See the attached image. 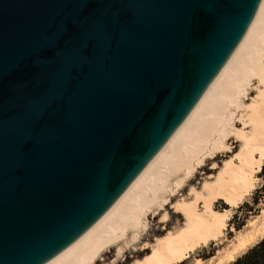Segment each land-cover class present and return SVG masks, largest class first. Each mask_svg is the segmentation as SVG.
<instances>
[{
    "label": "water",
    "instance_id": "1",
    "mask_svg": "<svg viewBox=\"0 0 264 264\" xmlns=\"http://www.w3.org/2000/svg\"><path fill=\"white\" fill-rule=\"evenodd\" d=\"M261 0H0V264H48L190 113Z\"/></svg>",
    "mask_w": 264,
    "mask_h": 264
},
{
    "label": "bare ground",
    "instance_id": "2",
    "mask_svg": "<svg viewBox=\"0 0 264 264\" xmlns=\"http://www.w3.org/2000/svg\"><path fill=\"white\" fill-rule=\"evenodd\" d=\"M255 80L264 86V0L182 123L109 211L48 264H110L107 256L112 253L111 264H116L144 240L150 215H161L167 223L168 206L177 226L164 228L155 244L145 239L142 248L128 257L132 264H233L257 246L264 239V210L243 230L230 229L234 213L256 191L264 166V90L252 109L253 120L244 123L239 116L247 109V89ZM251 128L254 132L248 136L245 130ZM232 137L245 145L226 161L223 171L210 173L201 187L192 186L183 197L186 183L204 175L219 156L234 152L228 147ZM211 169L218 171L220 166L214 162ZM230 232H235L231 239ZM214 246L215 254L203 259Z\"/></svg>",
    "mask_w": 264,
    "mask_h": 264
},
{
    "label": "rangeland",
    "instance_id": "3",
    "mask_svg": "<svg viewBox=\"0 0 264 264\" xmlns=\"http://www.w3.org/2000/svg\"><path fill=\"white\" fill-rule=\"evenodd\" d=\"M263 90H264V86H262L261 83L256 81V80L253 81L251 85H249V87L247 89L248 96H247V100L245 101V106L247 107V109L244 112L239 113L240 119H243L244 123H250L253 120L252 109L255 105H258L261 102L260 96H261V92H263ZM243 122H241V123H243ZM237 129L242 130L243 126L240 123H238ZM245 132L249 136L251 133L254 132V128H251L249 131L245 130ZM244 145H245V143L239 142V141H237V139L235 137H232L231 141L229 142L228 147H233L234 152L233 153H227V157L219 156L214 161L215 163L216 162L218 163V165L220 166V170L212 171L211 167H212V164L214 162H211L209 164L210 168L205 172L204 175H202L200 177L196 176V179H194V181L192 182L193 184L192 183L191 184H188V183L185 184V188L182 191L183 197H188L189 189L192 186L197 185V186L201 187L205 182L204 179L206 177H208V175L210 173L215 172L214 175H216L219 172L223 171L226 161H228V159L230 157L234 156L237 152H239L241 147ZM176 200L177 199H173L172 201L174 202ZM262 210H264V167L259 174V182H258L256 191L253 193V195L251 197L248 198L245 205L234 213V218L232 219V222L230 223V229L232 227H234L236 231L243 230L244 226L247 224V222L250 220V218L258 216ZM166 211H167L166 214L168 215L167 223H164L161 221V219H162L161 215L155 216V217H154V215L149 216V226L147 228L148 230L146 231V234L143 236L144 240L145 239L149 240V242L151 244H155V243H157L158 239L162 238L159 236V233L160 232L165 233L164 228L167 227V230H172L177 226L179 221L177 219H175V217H174V215H175L174 210L168 206L166 208ZM234 235H235V232H230L229 238L231 239L232 237H234ZM144 240H141L137 245H135V247L130 249V251H128L124 255L120 256L118 258V261L116 262V264H124V263L125 264H132L133 261H129L130 260L129 258H131L132 254L135 252L134 249L139 250L142 248L143 244L145 243ZM257 246H255V247H257ZM254 248L250 249L245 254H242L240 257H238L237 261H243L248 255H250L254 251ZM216 251H217V248L215 246L212 247L211 255L203 257V259L206 260V259L210 258V256L215 254ZM114 257H115V253H112V255L111 254L108 255L107 256V262L111 264V260ZM254 258L257 259L256 256H254ZM136 260L137 259H134V262Z\"/></svg>",
    "mask_w": 264,
    "mask_h": 264
},
{
    "label": "trees",
    "instance_id": "4",
    "mask_svg": "<svg viewBox=\"0 0 264 264\" xmlns=\"http://www.w3.org/2000/svg\"><path fill=\"white\" fill-rule=\"evenodd\" d=\"M255 248L254 251L250 255H248L243 261H236L235 264H264V239ZM254 256H256L257 259L254 258Z\"/></svg>",
    "mask_w": 264,
    "mask_h": 264
}]
</instances>
